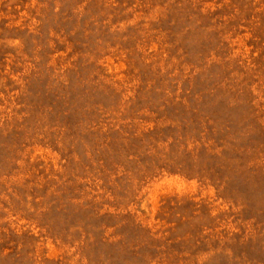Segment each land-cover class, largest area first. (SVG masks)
Wrapping results in <instances>:
<instances>
[{"label":"rangeland","instance_id":"374dc122","mask_svg":"<svg viewBox=\"0 0 264 264\" xmlns=\"http://www.w3.org/2000/svg\"><path fill=\"white\" fill-rule=\"evenodd\" d=\"M0 264H264V0H0Z\"/></svg>","mask_w":264,"mask_h":264}]
</instances>
